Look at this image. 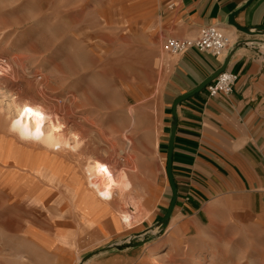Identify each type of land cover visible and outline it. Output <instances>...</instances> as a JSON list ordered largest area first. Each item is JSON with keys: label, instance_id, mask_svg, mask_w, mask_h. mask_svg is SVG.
Wrapping results in <instances>:
<instances>
[{"label": "rangeland", "instance_id": "rangeland-1", "mask_svg": "<svg viewBox=\"0 0 264 264\" xmlns=\"http://www.w3.org/2000/svg\"><path fill=\"white\" fill-rule=\"evenodd\" d=\"M137 6L136 0H0V264H264L260 230L234 233L205 223L185 235L170 226L171 217L162 228L165 212L156 215L149 186L155 167L131 176L137 191L127 194L129 182L110 203L85 182L93 159L117 177L134 165L125 142L114 144L112 123L134 142L133 156L149 153L160 125L166 37L155 13ZM23 103L57 118L68 144L53 150L15 132L12 118ZM141 129L147 136L140 139ZM92 217L101 233L84 226Z\"/></svg>", "mask_w": 264, "mask_h": 264}, {"label": "crops", "instance_id": "crops-1", "mask_svg": "<svg viewBox=\"0 0 264 264\" xmlns=\"http://www.w3.org/2000/svg\"><path fill=\"white\" fill-rule=\"evenodd\" d=\"M247 1L136 0L139 11L150 9L155 13L162 37L195 38L201 27L216 25L232 40L221 57L196 47L169 54L161 89L160 125L148 154L131 155L134 142H125L119 134V123L109 127L114 144L120 146L124 141L128 159L134 163L131 169L126 168L131 185L127 194L137 191L131 176L143 171L153 173L155 167L157 175L149 186L159 205L156 215L166 212L172 198L166 173L172 104L228 61L225 70L237 75L231 94L209 96L205 86L177 105L172 172L178 197L169 224L185 235L196 234L205 223L234 228V233L236 229H256L264 234V30L249 35L228 22ZM234 21L252 30L264 27V0H252ZM127 115L136 127L134 110L130 108ZM139 136H147L146 130L141 129ZM100 199L105 203L114 200ZM130 201L136 204L138 200L130 197ZM84 226L92 233H101L94 228L93 217L84 218Z\"/></svg>", "mask_w": 264, "mask_h": 264}, {"label": "bare ground", "instance_id": "bare-ground-1", "mask_svg": "<svg viewBox=\"0 0 264 264\" xmlns=\"http://www.w3.org/2000/svg\"><path fill=\"white\" fill-rule=\"evenodd\" d=\"M23 113H25V118L23 117ZM45 121L48 122L47 127L44 125ZM62 125L57 118L49 117L43 106L39 104L38 106L29 103L17 105V115L12 118V129L21 137L25 138V140H33L37 143L41 142L44 144L43 147L47 146L52 149H60L62 146L68 144V138L60 133ZM79 137L76 134L73 135L72 145L74 147L78 146ZM85 173V181L100 198L110 199L115 189L120 190L122 194L124 193V189L129 185L125 171H122L119 177H117L108 164L98 159L87 162ZM125 216V214L122 215L121 221L127 223L129 218Z\"/></svg>", "mask_w": 264, "mask_h": 264}, {"label": "built area", "instance_id": "built-area-1", "mask_svg": "<svg viewBox=\"0 0 264 264\" xmlns=\"http://www.w3.org/2000/svg\"><path fill=\"white\" fill-rule=\"evenodd\" d=\"M170 4L169 7H172ZM232 46L230 36L219 26L208 25L200 28L195 38L168 37L164 40L163 47L172 55L186 52L191 47H196L202 52L221 57ZM237 75L228 71H222L213 81L207 85L209 96L218 94L229 95L233 91Z\"/></svg>", "mask_w": 264, "mask_h": 264}, {"label": "water", "instance_id": "water-1", "mask_svg": "<svg viewBox=\"0 0 264 264\" xmlns=\"http://www.w3.org/2000/svg\"><path fill=\"white\" fill-rule=\"evenodd\" d=\"M252 0H248L246 2V4L241 7L239 10H235L228 19L229 24L234 25L238 30H241L249 35H256L257 33H260L261 31L264 30V27H257L256 29L252 30L246 27H242L240 25H238L237 23H235L234 21V17L243 9H245V7L247 5H249V3H251ZM228 61H225L224 64L217 70L215 71L212 75H210L208 78H206L201 84H199L194 90H192L191 92L182 94L180 96H178L175 101L172 104V117H173V123L171 125V134H170V140H169V147H168V152H167V162H166V173H167V177H168V181H169V185L172 191V198L170 200V203L168 205V208L163 216V218L161 219V227L164 228L168 222V220L170 219L173 209L176 205V201H177V197H178V191H177V186L175 183V179L173 176V172H172V155H173V145H174V137H175V130H176V117H177V105L192 97L193 95H195L196 93H198L199 91H201L205 86H207L211 81H213L222 71H224L226 69ZM91 254L86 255L82 258V262L88 260L90 258Z\"/></svg>", "mask_w": 264, "mask_h": 264}]
</instances>
